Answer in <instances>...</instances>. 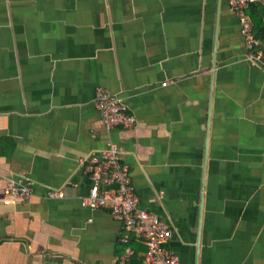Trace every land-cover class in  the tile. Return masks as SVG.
Returning <instances> with one entry per match:
<instances>
[{"label":"crops","instance_id":"0c3cea01","mask_svg":"<svg viewBox=\"0 0 264 264\" xmlns=\"http://www.w3.org/2000/svg\"><path fill=\"white\" fill-rule=\"evenodd\" d=\"M98 87L133 127L106 129ZM111 143L180 264H264V64L228 0H0V264H118L121 223L81 204Z\"/></svg>","mask_w":264,"mask_h":264},{"label":"built area","instance_id":"2783aa9c","mask_svg":"<svg viewBox=\"0 0 264 264\" xmlns=\"http://www.w3.org/2000/svg\"><path fill=\"white\" fill-rule=\"evenodd\" d=\"M254 1L228 0L230 10L240 19L248 59L264 64V51L259 48L261 42L254 34L253 22L247 13L250 3ZM95 104L107 130L118 127L129 129L136 124V117L125 100L107 89L97 88ZM83 163L92 185L89 194L81 200L82 206L92 209L109 207L113 218L122 225L120 241L126 248L118 264H130L135 254L131 245L133 235L146 248L145 261L148 264H180V256L166 247L172 238L168 224L140 206L130 167L123 160L121 149L111 143L106 150L90 155ZM5 191L14 199L27 201L33 196V185L23 179H10ZM49 195L57 197L61 196V192L51 191Z\"/></svg>","mask_w":264,"mask_h":264},{"label":"trees","instance_id":"16d2710c","mask_svg":"<svg viewBox=\"0 0 264 264\" xmlns=\"http://www.w3.org/2000/svg\"><path fill=\"white\" fill-rule=\"evenodd\" d=\"M247 13L250 15L252 19L254 34L256 38L263 45L264 44V3L261 0L250 3ZM138 243L139 242L136 240L135 236L133 235L131 240V245L135 250V254L131 259L130 264H142L143 262L144 258L140 257L139 253L143 250L142 248L144 247Z\"/></svg>","mask_w":264,"mask_h":264}]
</instances>
